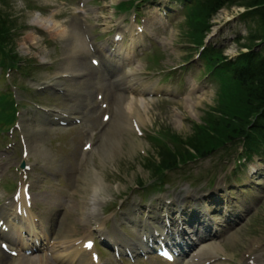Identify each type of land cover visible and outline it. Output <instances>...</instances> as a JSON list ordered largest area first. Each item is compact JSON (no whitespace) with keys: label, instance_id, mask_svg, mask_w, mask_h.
<instances>
[{"label":"rangeland","instance_id":"obj_1","mask_svg":"<svg viewBox=\"0 0 264 264\" xmlns=\"http://www.w3.org/2000/svg\"><path fill=\"white\" fill-rule=\"evenodd\" d=\"M36 1L42 6V8L46 7V3L48 2V0ZM54 1L56 2V0ZM123 1L126 2L128 0H100V5H94L91 3L92 0H89V7L87 8L93 7V15L102 17L104 24L103 27L105 28L110 25L108 31H113L115 27L111 26V23L116 17L122 15L117 9H114V7L122 4ZM11 2L13 1L11 0ZM22 2L19 0H14L13 11L3 9L0 12V16L2 18H6L9 22L14 23L15 20L18 25H23L20 28V31L18 29L15 30L14 36L12 37L14 43H17V51L23 59H32L38 64L44 61H55L56 65L54 71H57L58 63H62V53L61 56H56L54 47L51 48L48 46L50 45L48 42L50 39L48 35H50L51 38H55L57 36L51 35L39 26H33L30 24V15L34 13H31V11L29 13L26 12L30 10L28 7L31 9H33V7L28 5L26 0H22ZM76 6L77 5H75V7ZM70 7L71 6L63 4L60 8V11H67L70 9ZM244 9V7L239 6H227L225 9L216 12L215 14L198 11L194 15L193 23H190L188 26L187 24L181 25L180 30L177 29V25L181 22H177L171 34H168L167 38L161 39V45L157 48L158 52L155 51L154 54L156 62L153 60H145L137 67H133V72H144V70L146 68L148 69L149 67H151L153 70H174L177 65H180L184 62L185 58H189L193 54L195 57L196 51H199L196 49V47L203 43L205 44L202 46V49H205L206 47H215L217 51L222 50L224 57L227 58V62L230 61L233 63L241 51H245L246 45L248 46L249 37L246 39L248 36V30L245 29V24L239 18H237L238 13L244 11ZM46 11H50L49 6L46 7ZM60 11H55L54 13H59ZM146 12H151L150 8L146 10ZM21 14L25 15L21 17ZM111 16L114 17L113 20H110ZM48 18L52 17L50 15H40L39 20L46 21ZM26 26L30 28L28 31L27 29H23V27ZM208 29H210V32L205 37H203L205 35V31ZM30 34L37 39L36 44L38 45L32 44L33 42L31 41L32 39ZM36 35H39L43 40L41 39L40 41ZM199 36L202 38H199ZM156 53L159 54L156 55ZM218 70L220 71V68ZM228 70L229 68L226 69V71ZM52 74H55V72L39 71L34 74L33 79H28L26 82L29 83L34 81L36 83H42L45 81V78L48 77L49 79ZM204 75L205 74L203 73L201 76L204 77ZM219 75L223 77L224 73L219 72ZM153 77L156 76L153 75ZM208 80L209 78L206 80H201V82L200 80L197 81V85L201 87V89L193 94V97L191 98L192 101H187L186 99L182 102H157L153 103V105L151 104L148 111L149 122H147L148 124L144 126L142 131L146 135L149 134L150 137L154 136L156 131L160 129L162 132H166L172 136V133H178L176 132L177 130L174 129V126L176 124L179 126L178 123H182L185 126V132H180L178 133L180 135H177L173 138H178L180 141H183V143H181L183 146L182 150L188 154H193L190 152L193 151V148L196 145L195 142H191L190 145H188L186 140L188 138L194 139V137H192L194 133L193 126H197L196 128L200 129L201 132L205 134L199 136L200 141L198 144L200 143V145L206 149L215 145L212 144L213 141L209 137L210 134L218 132L217 135L219 134V137H221L224 135H229L233 131L232 137L237 136L240 132L238 130V126L243 123V121H245V124L250 122L252 116L255 113V110L250 106L251 104L248 101L249 96L247 93L249 88L243 84L239 85L231 81L230 83L225 84L228 86L225 88V86L223 87L222 81L217 84L215 81L208 82ZM205 83L207 84L205 85ZM189 105L193 110H195L194 112H191L187 109ZM193 106H196V108ZM97 110L98 112L95 114H93V112L89 113V116H87L84 120V124L87 123L86 128L96 129L93 131L101 132L98 135V140L95 144V152L89 153L86 158L83 159L82 166H80L78 160V148H76L75 151L68 149L60 150L63 164L70 170L72 174L69 180L71 183H75V193L73 195L72 202L69 203L70 209L68 212V214L70 213L74 216V218L69 219L70 225L76 230V234L74 235H80L86 231L85 225L82 226L80 224V218L82 217L81 211L82 207L84 206V198L90 193L88 190L90 184H88V182L91 178V173L93 172L92 169L99 173L101 178L107 184V187L110 186V188H107L105 192H110L113 199L118 196L119 200L124 194L128 192L134 193V191L137 190L136 185L141 181H144V185L145 183H147L146 185H149L150 183L154 185L152 173L150 172L151 165L149 163L151 161L159 162V160L156 159V152L160 148L156 150V147L152 145L150 138L139 139L137 137L138 139H136L135 135L129 133V135L125 134L121 136L126 140V143H124L122 140L121 142L119 141L120 133L118 131H116L115 134L119 136V138L115 140H118L119 147H123L124 149H118L116 154L117 157H114V160L109 161L105 158L103 159L101 144L105 139H109L110 134L108 135V133L109 131H112V128L109 129V131L101 129V125H99V120L101 117L100 109ZM234 118L236 119L235 121ZM25 128L26 126L24 125V129ZM49 131L50 130H48L47 133L43 135L45 139V148L48 152L50 151V136L53 137V140H59L61 142H65L66 140L61 136H53ZM26 135L30 139L29 148L32 152L33 160L35 161L33 151L36 155L38 154L33 149L34 141L32 140L30 133H27ZM11 137L12 135L10 134L9 136L7 135L6 138L9 139ZM19 137H21V133L19 134ZM196 137H198L197 133L195 134V138ZM139 144L143 146L144 150L140 148ZM198 144L195 146V149L204 150ZM16 145L17 140L15 139L13 148L5 151V154L8 155L5 159V163H7L5 166L6 168L11 167V169H17L21 164V151L20 148H16ZM0 147L2 148L1 144ZM54 147H57V145H54ZM256 156L252 162L254 164H256L258 157L261 159L260 155ZM196 164L198 163L191 162L189 164V166H191L195 172L197 171L195 170V168H197ZM253 165L250 166L247 171L255 170ZM205 170L209 172L208 168H205ZM244 173H246V171ZM227 177L228 176L223 177L219 184L223 183V180H225ZM36 178H39L38 182H36ZM31 179L35 186L41 185L42 178H40L36 173L33 174ZM8 182L9 179H6L5 185H7ZM218 186L212 191H206L205 194H212L214 190L218 188ZM224 188L226 190V187ZM224 188L221 189V194ZM35 193L42 195V199L47 198V196L44 195V191H42L40 188L35 189ZM60 228L61 230L59 234H61L63 231L61 226ZM261 240H264V201L261 203L254 218L249 220L248 223L242 225L238 229V232L234 235V238H230V242L227 244L228 252L234 256L235 250L237 248L238 252L240 250H244L247 247V244L252 243V241L256 242V245ZM48 262L51 263V261ZM2 263L11 264L14 263V261L4 260L2 257H0V264Z\"/></svg>","mask_w":264,"mask_h":264},{"label":"bare ground","instance_id":"obj_2","mask_svg":"<svg viewBox=\"0 0 264 264\" xmlns=\"http://www.w3.org/2000/svg\"><path fill=\"white\" fill-rule=\"evenodd\" d=\"M37 22L42 25L41 27L49 30L55 29L56 31H60L59 35L61 34L62 37H64V39L69 40L68 42H70L71 46H73L74 48L79 49V50H87L86 47H88L89 45V36L87 34V32L83 29V27H81L78 18H74L73 22L70 26L66 25L64 23H58L55 22L54 17L52 18H48L46 21H40L39 19H34L32 21V23L34 25H37ZM31 41L33 42V44H36L37 39H35L33 36H31ZM91 44V43H90ZM85 72V71H84ZM129 76V75H127ZM127 76H124L126 78L121 79L120 82V86H119V90L121 92H123L124 94H119L116 96L115 98V103L112 106L113 110L115 111V115L113 118V121L111 123L112 127H125L126 129H130L131 128V123L133 122L134 124H138V126L140 128H142L143 126H146L149 122V118H148V111H149V107H148V103H141V101H139L140 99L138 98L139 96V88H137V84L138 83H134V80L129 82ZM126 94H128L129 96L132 95V97H126ZM192 101V100H191ZM126 105L128 107H126ZM188 106V105H187ZM196 108V106H193ZM187 109L191 112H194L195 110H193L191 108V106L189 105V107H187ZM197 115V113H196ZM67 118V117H66ZM133 124V125H134ZM179 126L176 124L174 126V129L177 130L176 132L178 133H182L185 132V126L182 123H178ZM132 128H134V126H132ZM45 129L42 127H38V126H32L31 127V136H32V140L34 141L33 145H34V150L36 151L37 154L43 156V155H47L48 152L45 148V144H44V134L45 132H47V129L44 131ZM173 134V136H177L180 134ZM110 134V137L108 140H104L103 143L101 144V148H102V158L107 159L109 161L114 160V157H117V152L118 149H124L123 147H119L118 145V139L119 136H117L113 131H109L108 135ZM125 135V134H121L120 136ZM210 138L212 139L213 142L218 141L219 139V134L217 135V133L211 134ZM121 140L126 143L125 138L120 137V142ZM122 162V161H120ZM88 182V179H87ZM88 184H90L89 187V195H87L84 198V206L82 207V211H81V218H80V222L87 224L89 223V221H91L94 217L99 216L100 210H101V200L103 199L102 196L106 195V189L110 188V186L107 187V184L105 183V181H103V179L101 178V176L99 175V173L97 171H94L91 173V178L89 179ZM110 194V192H109ZM201 201L203 200L202 198H199ZM101 201V202H100ZM207 208V207H206ZM158 209V207H157ZM208 210H210V208H207ZM10 210V209H9ZM29 214V216H27V218H29L27 220L26 225V230L24 229V225L19 223L18 225H14L12 224V227L10 228V230H16L17 228H19V230L21 231V234H24V230L28 231V233L31 234H35L38 233V229L36 227V220L33 216L30 215V211L31 210H26ZM11 212V210H10ZM198 215V214H196ZM1 219L5 220V216L2 213L1 214ZM19 226V227H18ZM69 232V231H67ZM1 239H7L8 235L6 234H2L0 235ZM64 237V236H63ZM65 239V238H64ZM24 241V240H23ZM25 242V241H24ZM14 246V245H13ZM254 246L256 245H252L250 247V249L254 250ZM18 247V246H17ZM76 247V246H75ZM19 248V247H18ZM221 251V248H209V250L203 251L200 250L198 251V253L194 256H192L189 261L190 264H195L196 260H198V264H217L218 262V253ZM79 255V253H75L72 252L70 253V255L68 256H64V255H59L56 258V262L60 263V264H73L75 263V258ZM257 258H255L251 264H259L260 261L256 260ZM13 264H47L46 262H44V260L42 259H37V260H29V259H18L15 260ZM49 264V263H48Z\"/></svg>","mask_w":264,"mask_h":264},{"label":"trees","instance_id":"obj_3","mask_svg":"<svg viewBox=\"0 0 264 264\" xmlns=\"http://www.w3.org/2000/svg\"><path fill=\"white\" fill-rule=\"evenodd\" d=\"M227 4H239L251 8L252 11L249 15L251 14L259 24V29L261 31L260 39H264V0H241L238 2L235 0H203L200 7L204 12L215 14L217 11L227 6ZM249 57H251V62H254L252 68L245 70L241 74L238 73L236 78L240 77L241 79L238 78V81L249 88L247 94L249 96L248 101L251 104L250 106L256 110V114L261 113L260 120L252 129V133L256 136L264 134V56H254L251 54ZM245 126V121H243V123L238 126V130L245 131ZM257 138L259 137L257 136ZM173 161L174 159L171 154L166 153V155H163L160 165L167 166L172 164L171 162Z\"/></svg>","mask_w":264,"mask_h":264},{"label":"snow or ice","instance_id":"obj_4","mask_svg":"<svg viewBox=\"0 0 264 264\" xmlns=\"http://www.w3.org/2000/svg\"><path fill=\"white\" fill-rule=\"evenodd\" d=\"M105 119H107V117H106ZM89 147H90V146H89ZM87 246H88V247H91V244L89 243ZM5 247H6V246H5Z\"/></svg>","mask_w":264,"mask_h":264}]
</instances>
